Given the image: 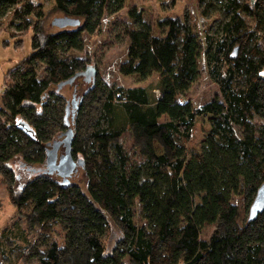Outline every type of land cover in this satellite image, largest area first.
<instances>
[{"label": "trees", "instance_id": "16d2710c", "mask_svg": "<svg viewBox=\"0 0 264 264\" xmlns=\"http://www.w3.org/2000/svg\"><path fill=\"white\" fill-rule=\"evenodd\" d=\"M20 3L0 0V19L14 9L18 32L33 29L34 50L9 71L12 82L2 93L7 115L21 100L25 122L0 126V171L19 182L11 196L30 228L58 223L66 230L64 244L46 241L45 251L34 250L40 263L264 264V212L240 225L233 202L245 196L250 208L264 182V49L256 43L264 37V0H199L202 16H222L204 42L187 13L160 20L163 34L156 35L143 12L130 8L134 26L124 28L128 59L120 70L139 82L158 77L150 86L111 87L98 72L85 97L96 106L94 125L86 138L78 134L73 141L74 156L85 160L86 189L47 172L48 142L65 120L57 85L86 69L87 61L72 52L82 51L84 34H96L126 0H54L62 18L80 21L62 28L45 25L41 4ZM202 57L222 99L197 107L188 94L201 75ZM51 60L61 65L46 68L26 96L38 65ZM203 116L211 128L201 151L191 153L187 143ZM125 132L142 161L130 160ZM17 156L30 165L24 181L8 164ZM208 225L216 228L204 238ZM111 230L116 239L108 246L103 238Z\"/></svg>", "mask_w": 264, "mask_h": 264}, {"label": "rangeland", "instance_id": "374dc122", "mask_svg": "<svg viewBox=\"0 0 264 264\" xmlns=\"http://www.w3.org/2000/svg\"><path fill=\"white\" fill-rule=\"evenodd\" d=\"M28 1L35 5L41 4L43 6L45 12L44 23L48 28L53 27L52 24L56 18L63 17L60 12L54 9V0H21L19 7ZM247 1L252 2L253 0ZM132 7H136L143 12L145 20L152 24L153 32L156 35L163 34V29L158 26L160 20L166 17L184 18L187 13L191 18L195 33L203 42L207 34H215L218 23L222 19L219 13H214L211 17L202 16L199 0H126L125 8L114 16L106 17L96 34H84L85 48L82 51L72 52L74 56L85 59L87 66H95L98 69L99 77L111 87L150 86L157 81V74H154L145 82H139L135 76L124 75L120 70V66L126 63L128 59L127 49L129 40L124 34V28L126 26H134V21L128 14V11ZM241 16L246 21L248 29H253V20L243 13ZM13 20L14 9L9 11L4 18L0 19V126L9 125L13 120L15 122H25L24 118L19 115V103L21 100L17 102L15 110L9 112L7 115V110L2 102V93L5 87L12 82V79L9 78V71L34 51L32 47L33 29L30 28L23 33L18 32L17 28L12 24ZM256 43L264 49V37L257 38ZM60 65V62L54 60L45 64L40 63L35 70L32 80L28 82L25 92L26 96L31 93L33 83L44 76L46 68L51 67L56 69ZM208 69L206 59L202 57L201 75L193 84L188 94V97L197 107L216 97L222 99L219 86L212 79ZM89 85L80 77L72 85H66L61 88L59 92L64 96L65 105L62 114L63 119L67 115V101L72 105L74 93L79 97L84 95ZM87 101L88 99H85L81 106L83 109L81 114L79 112L80 116L78 115V110H75L72 105L74 116L69 114L67 118L68 125L65 124L66 120L63 121L64 128L60 127V125L55 128L54 137L51 138L48 144L64 139L61 135L69 128L73 129L74 139L78 134L81 139L86 138L96 118L95 104H90ZM11 118L13 119L11 120ZM256 122L262 123L263 120L256 118ZM29 128L32 129L31 126ZM210 128L209 116L198 118L193 138L187 143L191 153L201 151ZM237 131L241 134L240 128H237ZM122 141L133 163L143 160L139 150L134 147V139L130 132L123 134ZM48 148H51V146L47 145ZM64 151L65 147L62 146L59 154L64 153ZM75 157L83 158V155L78 154ZM8 164L15 171V174L21 177L22 181L28 179L30 165H27L21 156L15 157ZM70 180L82 183L83 188L86 189L87 179L83 167H80L78 173L73 175ZM18 185V181L14 184L11 183L9 177L0 171V264H41L33 254L34 250L45 251L46 247L43 243H46V241L51 242L55 240L59 244H64L66 230L58 223L52 224L48 229L43 227L30 228L27 218L24 214L19 213L12 200L11 190ZM233 202L237 204L239 209L238 222L240 225H244L249 218L250 210L247 206V199L245 196H235L233 197ZM136 220L137 222L140 221L139 218H136ZM215 228L216 225H208L203 231V237L209 238ZM5 236L11 240H7ZM115 239L116 233L113 230L108 232L103 238L105 244L108 246L113 244ZM2 248L10 249L11 253L4 251ZM125 264H128V260L125 261Z\"/></svg>", "mask_w": 264, "mask_h": 264}, {"label": "water", "instance_id": "95a60500", "mask_svg": "<svg viewBox=\"0 0 264 264\" xmlns=\"http://www.w3.org/2000/svg\"><path fill=\"white\" fill-rule=\"evenodd\" d=\"M80 24L79 20L70 19V18H56L53 22V25L58 27H66V26H75ZM238 48L234 50L232 57H235ZM98 75V69L93 65H88L86 69L77 72L71 78L62 81L57 86V91L59 92L61 88L66 85H72L78 78L83 77L85 82L90 84L88 89L84 92L86 95L91 89H93L96 85ZM84 95L77 96L74 93L73 97V107L75 110H79V104L84 98ZM71 103L68 102L66 111L67 115L65 116L66 125H68L67 118L69 116L68 109ZM73 129L69 128L65 131L61 137L64 139L54 141L53 143L48 144L51 148H48L46 151V165H47V172L51 175L57 173L59 177L62 178V183L69 184L71 182V177L78 173L80 167H83L85 164V160L83 158H76L73 154ZM61 146L65 147V151L62 154H59V150ZM264 212V182L260 185L257 190L256 196L250 206L249 210V218L248 221L252 222L255 221L260 214Z\"/></svg>", "mask_w": 264, "mask_h": 264}, {"label": "flooded vegetation", "instance_id": "af4514ba", "mask_svg": "<svg viewBox=\"0 0 264 264\" xmlns=\"http://www.w3.org/2000/svg\"><path fill=\"white\" fill-rule=\"evenodd\" d=\"M81 78H83V77H81ZM84 79V78H83ZM84 99H85V97H84ZM84 99L81 101V103L79 104V110H78V114H79V112H80V109H81V106L83 105V103H84ZM68 102L69 101H67V104H68ZM73 105V104H72ZM72 105H70V107H69V109H68V113L69 114H72L73 116H74V114H73V112H72ZM62 147V146H61Z\"/></svg>", "mask_w": 264, "mask_h": 264}]
</instances>
